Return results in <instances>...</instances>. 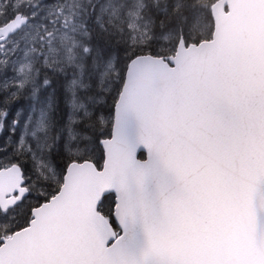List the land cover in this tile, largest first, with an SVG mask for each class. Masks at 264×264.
Segmentation results:
<instances>
[{"label": "snow or ice", "instance_id": "1", "mask_svg": "<svg viewBox=\"0 0 264 264\" xmlns=\"http://www.w3.org/2000/svg\"><path fill=\"white\" fill-rule=\"evenodd\" d=\"M9 4L0 0V16ZM17 16L13 4L5 22ZM60 31L46 29L32 49L44 70L42 81L34 79L32 99L40 92L47 104L30 136L31 110L21 122L23 108L11 103L17 91L0 88V186L13 185L0 191V264H224L203 254L212 243L204 233H216L219 211L244 191L246 166L264 168V82L250 93L221 89L178 103L161 98L154 119L130 114L132 136L122 139L134 66L159 53L151 41L140 47L125 41L118 64L107 63L114 69L107 86L109 73L95 58L93 71L75 65L79 73L69 80L53 65L71 64L76 44L63 34L73 44L57 46ZM45 168L56 171L55 186ZM85 182L87 190L78 191ZM250 195L264 218V179ZM177 249L185 254L171 255Z\"/></svg>", "mask_w": 264, "mask_h": 264}, {"label": "water", "instance_id": "2", "mask_svg": "<svg viewBox=\"0 0 264 264\" xmlns=\"http://www.w3.org/2000/svg\"><path fill=\"white\" fill-rule=\"evenodd\" d=\"M210 12L211 39L187 45L180 39L174 54L167 59L153 56L134 66L121 111L122 139L132 136L130 114L137 112L146 119H154L161 98L178 103L221 89L250 93L264 82V0H217ZM27 21L26 16L18 14L17 18L6 22L0 27V42L20 30ZM113 163L118 164L115 157ZM11 175H16L14 169ZM244 176V191L230 197L215 218L216 233H204L212 243L203 254L213 262L264 264V244L260 243L264 239V218L257 217L250 195L252 187L264 179V168L249 164ZM12 186L4 184L0 191ZM86 190V182L81 183L78 191ZM183 254L181 249L171 253L173 256Z\"/></svg>", "mask_w": 264, "mask_h": 264}, {"label": "trees", "instance_id": "3", "mask_svg": "<svg viewBox=\"0 0 264 264\" xmlns=\"http://www.w3.org/2000/svg\"><path fill=\"white\" fill-rule=\"evenodd\" d=\"M33 0H31L32 2ZM52 1V0H44ZM96 1V0H94ZM130 1V0H127ZM217 0H138L139 15L138 22L145 23L143 36L135 38L129 30L128 17L125 15L123 8L117 10V15L108 16L102 14L99 20L87 19V24L84 29H77V45L75 47V55L78 59L77 63H83L87 72L93 71V58L96 60L97 68L105 69V65L113 62L118 64V58L123 55V46L125 41L132 44L134 39L136 47L142 44L147 45L152 43L153 51L158 52L160 57L167 58L174 54L177 44L180 39H183L185 44L198 43L202 40H208L213 32V20L211 17L210 6ZM90 2L88 8H91ZM135 7V5H132ZM89 8V9H90ZM17 12L27 14L26 8H18ZM12 14V9L9 8L4 16H0V25L7 21ZM195 17L197 23L195 27L190 24H185V18ZM182 28V31H181ZM87 33L88 35H85ZM167 35L169 39L164 41L163 36ZM90 48L91 54L85 55L84 48ZM1 64V63H0ZM43 70V69H42ZM44 71V70H43ZM59 74V73H58ZM8 66L0 65V77L8 76ZM61 74V81L63 82ZM87 81V79H86ZM88 82V81H87ZM12 88V85L3 84V79H0V88ZM28 87L23 90H17V97L11 101L14 105H19L23 108V113L29 103L27 97ZM61 107L65 114L67 107L63 105V88L60 89ZM23 115V114H22ZM21 115V117H22ZM52 114H50L51 116ZM20 117V118H21ZM2 119V118H0ZM48 122H46L47 124ZM45 170V169H44ZM48 176L49 182L55 186V179ZM5 226L0 224V233L4 232Z\"/></svg>", "mask_w": 264, "mask_h": 264}, {"label": "rangeland", "instance_id": "4", "mask_svg": "<svg viewBox=\"0 0 264 264\" xmlns=\"http://www.w3.org/2000/svg\"><path fill=\"white\" fill-rule=\"evenodd\" d=\"M89 2L92 5L91 8L89 7L90 9L88 8ZM13 4H15L16 10L18 8L21 9V7L28 10L26 15L30 18V22L14 36H11L7 41L0 44V65H5L9 68L10 75L6 76L7 79L3 80V84L12 85L11 90H18V88L13 87L15 83L23 82L26 78L28 80L26 84V87H28L27 97L30 99L26 110L20 118L21 122H23L31 110L32 119L27 129L28 136L37 127L40 110L47 104L46 96L43 102L40 99L42 93H37L38 98L36 100H33L31 95L32 87L35 86L34 79L42 81L43 70L36 64V53L32 51L34 47L38 48V36L40 34L46 29H61L60 32L56 33V42L57 46L66 49L73 44V40L77 45L76 31L79 28L84 29L87 19H90L92 15L93 19L99 20L103 17L102 14H106L109 17L117 15V10L120 8H123L125 15L128 17L129 30L133 37L138 38V36H143L144 27L146 26L145 23L141 22L139 24L138 22L140 8L138 0H52L49 2L44 0H33L32 2L31 0H10L9 8L12 9ZM132 5H135V7H132ZM33 13H35V16H33ZM63 34L72 36L73 40H63ZM25 53H28V55L25 56ZM77 61V57L71 64L67 60H63L60 64L53 65V67L56 69L63 68L64 72L68 73L67 78L70 80L73 73L77 75L79 73V69L75 67V65H78ZM105 69L109 73L104 78L105 86H107L109 81L114 79V69H107V64L105 65ZM82 82L87 83L86 79ZM96 82L98 83V81ZM44 172L54 179L57 176L55 170L48 172L45 168Z\"/></svg>", "mask_w": 264, "mask_h": 264}]
</instances>
